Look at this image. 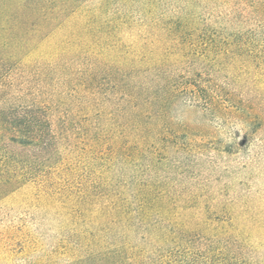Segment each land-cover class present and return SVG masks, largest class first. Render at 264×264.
<instances>
[{"label": "rangeland", "instance_id": "374dc122", "mask_svg": "<svg viewBox=\"0 0 264 264\" xmlns=\"http://www.w3.org/2000/svg\"><path fill=\"white\" fill-rule=\"evenodd\" d=\"M28 117L0 264H264V0H0Z\"/></svg>", "mask_w": 264, "mask_h": 264}, {"label": "trees", "instance_id": "16d2710c", "mask_svg": "<svg viewBox=\"0 0 264 264\" xmlns=\"http://www.w3.org/2000/svg\"><path fill=\"white\" fill-rule=\"evenodd\" d=\"M33 121L30 117L23 123L0 120V187H5L3 191H8L24 181L21 177L11 174L13 161L8 144L23 146L24 144L32 143V145H38L43 143L45 136H50L48 124H46L45 128V124L34 123ZM22 125L27 128L32 126L35 129L34 134H28L29 131L24 134L21 130ZM1 192L2 189L0 190Z\"/></svg>", "mask_w": 264, "mask_h": 264}]
</instances>
